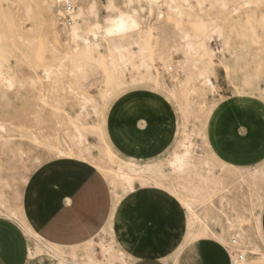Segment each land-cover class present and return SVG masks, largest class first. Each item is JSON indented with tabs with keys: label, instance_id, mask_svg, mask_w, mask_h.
<instances>
[{
	"label": "bare ground",
	"instance_id": "obj_1",
	"mask_svg": "<svg viewBox=\"0 0 264 264\" xmlns=\"http://www.w3.org/2000/svg\"><path fill=\"white\" fill-rule=\"evenodd\" d=\"M3 1L14 3L12 0ZM20 2L21 0H18V3ZM73 3L75 10L71 15L72 23L68 25L62 14L58 13L54 0H40L41 10L49 17L53 30V43L48 46L53 52V64L46 65L40 74L44 80L63 76L64 72L72 75L76 84H69L67 89L76 93L80 107L78 114L71 118L73 126L68 137H62L55 146L45 144L47 149L55 151L58 158H75L86 162L91 158L92 149L101 154L109 151L108 145L89 143L88 136L95 132V126L88 124L86 120L90 116L97 117L100 114L99 99H107L113 92L127 85L147 84L154 92H167L177 102L178 111L184 119H188L193 113L195 105H202L207 122L219 106V101L214 97L218 74L209 69L210 65L216 62L222 71L223 82L234 96L257 94L263 96L264 100V80L256 77L251 82L254 91L248 89L251 84L235 65L238 49L231 46L230 37L233 25L242 23L240 17L243 13H248L247 19L254 22L258 28L257 19L264 23V0H121L119 3L115 0H73ZM100 6L106 11L102 18L99 15ZM24 11L28 17L31 16L30 6H26ZM146 11H156L157 18L167 22L171 27L167 30L168 34H165L163 26L143 27L141 14ZM22 30L34 33L32 39L46 40V32L38 31L32 25H26ZM263 37L264 33H258L256 38L261 45H264ZM19 38L29 42V38L21 34ZM214 42L219 43L220 48H214ZM158 59L163 63L162 72L155 68ZM169 62L175 66L173 73H169L172 67L166 66ZM13 63L12 53L5 48V38L0 34V86L3 85L6 89L14 85ZM94 73L104 74L105 86L101 88L97 85L94 95L86 94L82 91L84 83ZM181 75L183 80L180 79ZM185 90L187 95L183 94ZM206 93L212 95L211 100L206 101ZM5 131L6 125L0 119V134ZM179 135L177 148L166 157L168 171L160 168H151L152 170L148 171L150 167L145 169L143 165L132 160L119 162L114 170L94 164V168L107 175L106 180L113 193L112 209L103 229L81 246L62 247L44 241L24 212L22 193L9 197L0 188V215L17 222L26 235L29 241L28 264L43 255L53 257L58 264H68L69 261L73 264H132L133 261L115 244L113 219L127 196L134 194L137 188L147 187L158 188L173 195L183 210V238L163 256L162 262L165 264H178L180 256L203 237H211L226 250H231L228 253L231 264H264V252H261L250 235L242 228L234 230L233 223L237 218L235 221L228 220V225L235 231L236 236L229 242L225 234L214 232L206 223V217L195 209L196 199L205 202L211 198L218 181L210 174L207 159L201 164L196 161L198 158L187 122L183 124ZM34 141L39 142L38 137L35 136ZM19 153L24 154L21 150ZM211 156L222 162L213 152ZM233 167L239 170L240 177L254 168ZM254 170L264 174L256 167ZM172 175L176 177L183 196L177 195L173 190L170 183ZM181 179L183 183L178 182ZM193 179H197L198 183H192ZM2 185L10 187L6 179L0 178V186ZM260 198L257 197L252 204L256 210V234L264 243V203ZM228 243L231 244L229 247ZM242 245L247 248L240 250ZM248 253L253 255L251 262L245 258ZM239 256L242 260L238 259Z\"/></svg>",
	"mask_w": 264,
	"mask_h": 264
},
{
	"label": "rangeland",
	"instance_id": "obj_2",
	"mask_svg": "<svg viewBox=\"0 0 264 264\" xmlns=\"http://www.w3.org/2000/svg\"><path fill=\"white\" fill-rule=\"evenodd\" d=\"M12 1L14 3L0 0V34L5 38V48L12 53L14 62L12 66L15 74L12 88L6 89L3 85L0 86V119L6 125V131L0 134V178L6 179L10 185V187L2 185L0 188L9 197H13L15 193H22L30 175L42 164L61 162V160H56L59 158L55 151L47 149L45 144L55 146L62 137L67 138L73 126L71 118L75 117L80 110L78 96L75 92L67 89L69 84H76L72 75L64 72L63 76L44 80L40 74L46 65L53 64V52L48 47L51 42L53 43V30L50 26L49 17L44 15L41 10L40 0H21L20 3L18 0ZM23 1L26 3L24 4ZM101 1L106 2L107 0ZM115 1L119 3L121 0ZM26 6H30L32 9L30 17L24 11ZM99 15L101 18L106 15L102 6H100ZM141 17L143 18V27L163 26L166 31L165 34H168L167 30L171 29L164 19L157 18L156 11L151 13L146 11L145 14H141ZM247 18L248 13H243L240 17L242 23L233 25L230 37L232 39L231 46L238 49L235 65L242 76L246 77L247 82L251 84L256 77L264 80V45L256 40L258 33H264V23L257 19L258 28L254 22ZM26 25H32L38 31L46 32V40L32 39L35 36L34 33H26L22 30ZM19 34L29 38V42L20 39ZM212 45L216 49L217 47L220 48V44L217 42ZM161 64L163 65L159 59L155 62V68L160 72L163 71ZM166 66L172 67L169 73L175 71V66L172 63H166ZM209 69L218 74L217 90L214 97L219 101V106L210 116L208 123L202 105H195L193 113L188 116V119H184L178 111L177 102L167 92H154L147 84L127 85L113 92L109 98L99 99L101 102L100 114L97 117L90 116L86 120L88 124L95 126V132L88 136L89 143L108 145L109 151L101 154L96 149H92L91 158L86 162L75 158L70 159L72 160L70 162L84 165L88 169L91 167L107 179V175L94 168V164L107 166L114 170L119 162L129 161L111 148L107 139L109 126L111 124L133 123L136 119L140 122L145 120L146 128L140 130V140L147 141L151 136H154V146L161 150L172 143L174 124L170 121L171 118L169 119L170 123L167 121L172 112L174 113L176 135L170 150L153 163L142 164L138 162V164L143 165L145 169L150 167L148 171H151V168L168 171L165 163L166 157L177 148L180 138L179 132L183 129V124L187 122L189 134L191 135L192 132L191 138L198 158L196 161L201 164L204 159H207L210 174L218 181L211 198L205 202H201L199 199L195 200V209L200 215L206 217V223L214 232H222L229 242L231 238L236 237L234 230L242 228L250 235L261 252H264V243L256 234V210L252 204V201H256L257 197H261L260 200L264 203V174L254 170L256 167L264 172V159L258 160L253 164L252 167L254 168L240 177L239 170L235 169L228 160L221 159L213 149V146H216L217 137L222 139L225 136H233L234 139H246L249 124L257 134L264 135L263 96L257 94L234 96L230 88L223 82L222 71L217 63H212ZM180 79L183 80L182 75ZM104 81L103 73H94L84 83L82 91L94 95L97 85L104 88ZM252 88V84L248 86V89ZM183 94L187 95L188 92L185 90ZM210 98L212 99V95L206 93V101L211 100ZM246 122H249L248 125ZM77 125L80 126L81 124ZM206 125L212 143H209V147L205 137ZM244 126H247V130L242 131ZM35 136L38 137L39 142L34 141ZM229 141L232 146V139ZM20 150L24 152L23 155L19 153ZM211 152L216 154L224 163L215 160L211 156ZM236 166L238 167V165ZM202 172L205 176L207 175L204 170ZM178 182L183 183V180ZM170 183L176 194L183 196L174 175L171 176ZM192 183H198V180L193 179ZM159 192L174 201L180 211L183 212L181 205L173 195L164 191ZM189 199L193 200V198ZM262 219L264 226V210ZM228 220H236L233 223L234 230L230 229ZM183 230L184 221H181L177 234H175V237L178 238L176 241L181 239ZM119 232L118 227L120 238ZM229 245L231 244L228 243L227 247ZM173 247L171 246L170 249ZM243 248L246 249L247 247L242 245L240 250ZM238 253L241 254V252ZM187 255L193 256V250H189ZM245 258L251 262L253 255L248 253ZM31 264H54V262L47 257H39L34 259Z\"/></svg>",
	"mask_w": 264,
	"mask_h": 264
},
{
	"label": "crops",
	"instance_id": "obj_3",
	"mask_svg": "<svg viewBox=\"0 0 264 264\" xmlns=\"http://www.w3.org/2000/svg\"><path fill=\"white\" fill-rule=\"evenodd\" d=\"M173 116L171 112L167 120L170 123L171 118L174 124L172 143L176 135ZM246 127L241 129H249L246 139L217 137L216 146L212 145L220 158L233 166H253L264 159V135L257 134L250 124ZM145 128L146 121L138 119L133 123L111 124L107 139L111 148L123 158L142 164L153 163L170 150L172 143L161 150L156 149L154 136L147 141L140 140V130ZM205 137L209 147L211 138L207 125ZM229 139H232V146ZM56 160L61 162L42 164L30 175L22 191L24 212L44 241L62 247L81 246L94 238L107 223L113 200L111 187L102 174L91 167L71 163L70 159ZM159 191L163 190L137 188L121 202L115 213L114 241L133 261L132 264H165L163 256L183 238L181 235L176 241L178 238L175 237L180 222L184 221L183 212ZM189 250H193L191 257L187 255ZM28 252L29 241L18 223L0 215V264H28ZM39 257H47L58 264L51 256ZM68 264L73 263L69 261ZM178 264H231V259L228 250L218 241L203 237L180 256Z\"/></svg>",
	"mask_w": 264,
	"mask_h": 264
},
{
	"label": "built area",
	"instance_id": "obj_4",
	"mask_svg": "<svg viewBox=\"0 0 264 264\" xmlns=\"http://www.w3.org/2000/svg\"><path fill=\"white\" fill-rule=\"evenodd\" d=\"M56 8L58 13H61L63 16L64 21L69 25L72 23L71 15L73 14L75 10V6L73 3V0H54ZM235 242L233 241V244ZM231 252V250L228 251V253ZM239 260H242V258L239 256Z\"/></svg>",
	"mask_w": 264,
	"mask_h": 264
}]
</instances>
